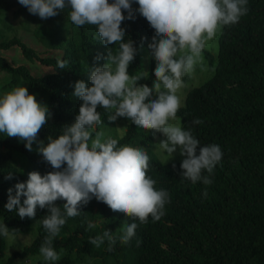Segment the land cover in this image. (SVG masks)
I'll return each mask as SVG.
<instances>
[{
	"label": "trees",
	"instance_id": "trees-1",
	"mask_svg": "<svg viewBox=\"0 0 264 264\" xmlns=\"http://www.w3.org/2000/svg\"><path fill=\"white\" fill-rule=\"evenodd\" d=\"M132 7L138 9L139 5L133 2ZM247 7V15L218 34L214 62L203 52L213 65L212 73L187 91L177 113L180 126L185 130L191 128L202 146H220L223 157L210 176L212 183L182 180V161L163 163L147 152L146 146L156 134L127 121L122 135L113 137L119 138L118 146L135 144V139L141 137L142 149L149 156L147 174L156 181L157 190H167L170 196L165 214L156 222L151 216L145 224L135 221L138 225L135 236L123 244L117 229L133 221L122 213L114 216L106 204L92 199L81 205L78 216H65L66 224L54 239L53 248L64 249L68 254L55 264H264V0H248ZM11 9L15 18L33 17L37 23L36 41L18 35L0 41V87L11 89L21 84L49 108L48 123L37 137V141L47 143L49 136L58 138L65 125L75 122L82 104L73 96L75 82L83 80L91 86L90 69L103 66L109 50L118 45L100 42L94 26L74 27L68 21L67 10L45 20L30 14L18 0H0V11ZM124 15L127 17V11ZM121 27L125 30L124 41L131 40L136 49L143 44L155 64L149 48L155 30L148 21L136 12L135 18H126ZM17 47L23 59L39 62L52 71L34 75L25 65L15 66L13 60L6 58ZM58 61H67L66 68H58ZM138 63L136 52L129 67ZM154 76L153 67L146 81L150 88ZM100 108L97 107L98 112ZM197 118L203 123L193 124ZM14 152L25 154L27 172H19L12 163ZM33 171L41 175L54 171L38 152V143L34 142L29 151L24 141L0 133V224L14 232L27 231L33 219H21L16 212L6 209L8 190L26 182ZM203 175L208 173L205 171ZM65 202L56 201L62 213ZM47 214V209L38 208L36 219ZM89 222L96 227L88 229ZM104 230H110L116 237L111 251L107 242L99 248L89 243L90 237L101 235ZM46 235L40 224L33 242L0 264H13L18 258L38 254ZM5 246V239L0 236V260ZM82 256L92 261L82 262ZM38 264L50 262L41 260Z\"/></svg>",
	"mask_w": 264,
	"mask_h": 264
},
{
	"label": "clouds",
	"instance_id": "clouds-1",
	"mask_svg": "<svg viewBox=\"0 0 264 264\" xmlns=\"http://www.w3.org/2000/svg\"><path fill=\"white\" fill-rule=\"evenodd\" d=\"M18 2L30 14L45 20L67 10L68 21L74 27L94 26L100 42L118 47L109 50L103 66L90 69L91 86L83 80L75 82L73 96L82 101L75 122L65 125L58 138L49 136L47 143L37 141V137L48 123L49 108L25 86L0 94V133L24 141L29 151L34 142L38 143V152L54 169L45 175L30 172L26 182L9 188L5 207L21 219L33 220L38 208L48 210V214L38 221L47 233L39 254L50 264L60 259L53 241L66 224L65 216H78L81 205H87L92 199L133 221L117 229L121 233L120 242L128 244L136 234L138 225L135 221L145 224L150 216L154 222L159 221L165 214L170 196L167 190H157L156 181L148 176L149 156L144 149L128 144L118 146L119 138L97 131L103 122L97 107H103L110 122L128 118L137 128L151 131L154 136L163 133L166 139L157 144L158 148L169 157L177 150L185 157L180 165L181 179L210 185V176L221 162L223 152L217 144L202 146L191 128L185 130L180 126L177 113L181 101L177 93L183 85L182 77L190 75L201 62L207 43L225 26L234 25L247 15L248 0ZM133 2L139 5L138 9H133ZM136 12L155 30L149 45L150 55L156 62V79L151 88L138 84L148 76L147 72L128 73L137 49L131 40L124 41L125 30L121 24L126 18L134 19ZM67 63L58 61L57 66L66 68ZM192 123L199 125L203 121L197 118ZM205 171L208 175H203ZM57 200L66 201L63 213L56 205ZM87 227L93 229L96 225L89 222ZM0 236L10 237L5 224H0ZM105 242L111 251L116 237L110 230L89 238V243L97 248Z\"/></svg>",
	"mask_w": 264,
	"mask_h": 264
},
{
	"label": "rangeland",
	"instance_id": "rangeland-1",
	"mask_svg": "<svg viewBox=\"0 0 264 264\" xmlns=\"http://www.w3.org/2000/svg\"><path fill=\"white\" fill-rule=\"evenodd\" d=\"M13 10L11 9L9 11H0V41L2 40H9L11 37L18 35L19 37L24 38H33L36 39V36H34V30L37 26L36 21H34L33 17L31 15H20L17 18L13 16ZM45 22V21H44ZM217 37L218 35L211 41H209L205 47V49L202 51V60L200 63L197 64L194 71L188 75L187 79L183 80V85L181 89L178 90V96L180 97L181 106L184 104V98L185 94L188 90H190L192 87L198 86L201 84L211 73L213 69V65H211L209 62L210 60L206 58L203 55V52H206L210 55V57L214 59L216 57L217 52ZM36 41V40H35ZM39 49L43 50L41 46H39ZM57 56V53L55 54ZM137 56H138V65L134 67L128 68L129 75H136L139 71H144L148 73V76L146 78H142L138 81V84L144 85L146 84V81L148 77L151 74V71L156 68V63L153 64L150 56L148 55L147 49L143 44H140L137 49ZM8 61L12 62L16 65H25L33 72L34 75H42L43 73H48L52 70L49 69L48 66L43 65L39 62H29L21 56V50L17 47V49L14 50L13 53H8L7 58ZM17 63V64H16ZM214 64V63H213ZM11 76V75H10ZM156 77L154 76L151 87H153L154 81ZM1 81V78H0ZM22 86L21 84H19ZM8 88H2L0 87V94H3L6 91L12 90ZM99 112L102 115V124L99 126V131H103L106 136H121L123 133V130L125 128L126 122L129 121L128 118H118L115 122H110L108 120V113L105 112V110L100 108ZM177 120L179 124L181 125V119L177 116ZM119 127V129H117ZM141 137H137L135 139V144L137 148H142L143 143L140 139ZM166 136L163 133H156V136L151 144L146 146L147 152L154 155L157 159H159L163 163H168L171 161H183L185 157L181 156L179 153V150L173 155V157H169L166 152L163 150H160L158 148V143L165 140ZM133 143H130V145H135ZM12 163L16 166L19 172L24 173L27 172L28 169V161L24 153L22 152H14L12 156ZM111 213L114 216H118L119 212H113L110 209ZM39 220L35 219L32 221L31 228H29L25 232H14L12 230H9L10 237L5 238V254L3 258L0 260V263H5L9 257L16 253L21 252L26 245H29L33 242L35 237L38 235L39 232V226L40 223ZM100 222V221H99ZM105 231V230H104ZM60 258L68 254L67 251L64 249L55 250ZM73 258L75 259V256L73 255ZM43 260L40 254L35 255H28L26 257L18 258L14 261L13 264H38L39 261ZM80 261L85 263H90V259L87 256H82L80 258Z\"/></svg>",
	"mask_w": 264,
	"mask_h": 264
}]
</instances>
